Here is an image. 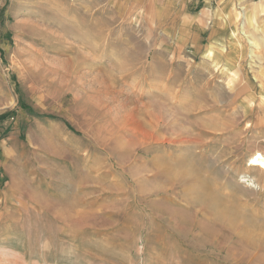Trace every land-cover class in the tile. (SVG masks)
<instances>
[{
	"label": "rangeland",
	"instance_id": "rangeland-1",
	"mask_svg": "<svg viewBox=\"0 0 264 264\" xmlns=\"http://www.w3.org/2000/svg\"><path fill=\"white\" fill-rule=\"evenodd\" d=\"M146 4L0 0V264H264V0Z\"/></svg>",
	"mask_w": 264,
	"mask_h": 264
},
{
	"label": "bare ground",
	"instance_id": "bare-ground-1",
	"mask_svg": "<svg viewBox=\"0 0 264 264\" xmlns=\"http://www.w3.org/2000/svg\"><path fill=\"white\" fill-rule=\"evenodd\" d=\"M258 12H259V3L256 2V3H254L253 11H251L249 13V10H248V15L246 16V22L245 23L248 25V27L250 25H253V23H255L256 16H257ZM248 29L243 28V33H244L245 36H247L250 44L254 45L255 47L260 46L259 39L254 35L253 32H251ZM233 31L234 32L232 33V36L236 37V31L235 30H233ZM237 44L241 45V43L239 41L237 42ZM213 50H214L213 46L209 47L208 52H209L210 55L213 53ZM250 160H251L250 165L256 166L258 168V170H260L263 173V175H264V153L262 151L257 150L255 153L252 154ZM258 177L259 176L253 174V175L250 176L249 181L252 184H256V182L258 180ZM162 187H163V184H162L161 188ZM189 217H191V216H189ZM217 219H219V216H215L214 219H212L211 221L203 222L201 224L202 228L206 227V230L209 231V233L215 232L216 229H217L216 226L218 225V224L216 225V223H215Z\"/></svg>",
	"mask_w": 264,
	"mask_h": 264
},
{
	"label": "crops",
	"instance_id": "crops-1",
	"mask_svg": "<svg viewBox=\"0 0 264 264\" xmlns=\"http://www.w3.org/2000/svg\"><path fill=\"white\" fill-rule=\"evenodd\" d=\"M109 1H112V2H115V4H118L117 5V11L120 15H124V16H133V15H142L143 13L141 11L144 10L145 7H148L147 4L145 6H140L139 5V1L141 2L142 0H109ZM132 2V7L131 8H128V9H123V4L122 2ZM148 2L152 1V0H147ZM192 2V0H189ZM211 1L212 0H205V3H206V7L205 9H207V7L211 4ZM108 2V0H107ZM162 14V13H161ZM191 15V14H190ZM225 12H224V17L225 19H227V15L225 16ZM234 31H232L233 33Z\"/></svg>",
	"mask_w": 264,
	"mask_h": 264
},
{
	"label": "trees",
	"instance_id": "trees-1",
	"mask_svg": "<svg viewBox=\"0 0 264 264\" xmlns=\"http://www.w3.org/2000/svg\"><path fill=\"white\" fill-rule=\"evenodd\" d=\"M5 117V115H3V116H0V118H4Z\"/></svg>",
	"mask_w": 264,
	"mask_h": 264
}]
</instances>
